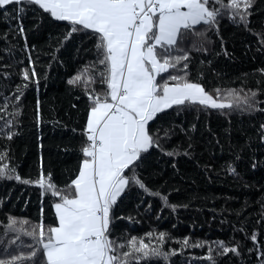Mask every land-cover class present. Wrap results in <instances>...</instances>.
Here are the masks:
<instances>
[{
    "label": "snow or ice",
    "instance_id": "snow-or-ice-1",
    "mask_svg": "<svg viewBox=\"0 0 264 264\" xmlns=\"http://www.w3.org/2000/svg\"><path fill=\"white\" fill-rule=\"evenodd\" d=\"M29 12L34 19H48L63 26L57 49L75 34L82 37V42L91 43V48L84 50L91 51L94 58L67 80L68 85L81 87L86 106L79 128L72 129L80 135L78 163L66 183L58 186L51 170L45 174L42 157L38 177L22 179L14 166L3 163L9 149L0 150V179L37 185L41 200L38 221L7 216L0 236V264H174L170 257L175 253L206 244L204 259L210 264H218L220 258L227 264H264V239L258 238L264 236V200L260 202L258 227L249 232L243 223L239 228L233 226L234 233H242L240 239L232 235L227 241H197L190 245L185 236L179 248L165 250V241L173 237L164 231L155 239L153 231L143 236L116 234L118 221L135 222L130 214L118 215L125 197L133 190L141 203V193L159 197L161 210L167 207L174 212L178 207H187L170 203L167 194L149 187L142 173L153 151L169 157L191 155V133L196 124L189 123L185 128L175 123L176 116L191 112L199 119L201 113L211 110L225 116L233 112L264 113V107H260L264 101L257 99L258 94H264V68L253 70L255 88L217 87L210 92L201 82L205 61L200 60L195 69L191 67L194 51L209 52L213 43L209 33L220 41V51L215 55L229 56L220 35L224 19L255 36L257 51L264 53V19L258 26L251 19L255 12H264V0H0V22L6 25L0 41L8 60L0 63V79L9 80L13 75L21 78L12 91L0 97V113L4 114L0 116V136L8 139L20 123L25 90L32 85L38 88L40 83L23 24ZM17 49L25 54L24 58H16ZM52 59H56L54 54ZM248 75L243 74L244 79ZM96 83L101 85L99 90L94 87ZM71 107L76 108V104ZM34 120L37 127L42 122L39 98ZM177 130L188 141L182 153L181 145L165 147ZM255 132V138L264 143V122ZM252 139L249 137L240 151ZM235 158L240 159L238 153ZM256 166L253 158L252 167ZM226 171L238 175L231 161L226 163ZM157 174L153 171L150 175ZM46 196L52 213L48 223L44 220ZM147 208H151L150 203ZM9 231L14 236L5 243ZM8 245H15L14 250L10 251Z\"/></svg>",
    "mask_w": 264,
    "mask_h": 264
},
{
    "label": "trees",
    "instance_id": "trees-1",
    "mask_svg": "<svg viewBox=\"0 0 264 264\" xmlns=\"http://www.w3.org/2000/svg\"><path fill=\"white\" fill-rule=\"evenodd\" d=\"M251 19L254 26H258L261 19H264V12H255ZM23 24L30 54L36 61V70L40 74V83L38 88L32 85L25 90L20 123L14 130L13 137L8 139L0 136V150L4 147L9 149L8 158L3 163L9 167L14 166L22 179H35L39 175L38 164L42 157L45 174L51 170L54 182L62 186L78 163L80 135L72 129L79 128L86 106V97L83 96L81 87L68 85L67 80L83 64L94 58L91 51L84 50L92 45L88 41L82 42V37L74 34L73 38L64 41L57 49V37L63 31L62 25L48 19H34L31 12L27 13ZM5 28L6 25L0 22V32ZM220 35L224 38V48L229 56L215 55V52L220 51V41L213 33H209L213 43L209 45L208 53H192L193 69L200 60L205 61V75L201 81L204 87L210 92L217 87H244L245 90L247 87L255 88L256 77L252 75L253 70L264 68V53L257 51L256 37L237 28L227 19L221 21ZM20 43L22 45L23 41ZM32 45H35L34 49L31 48ZM3 49L4 43L0 41V56H4L0 63H7V54ZM53 54L56 59H52ZM24 55L18 49L15 50L17 59L24 58ZM209 60L212 61L211 64L207 63ZM245 73L249 74L246 79L243 77ZM192 76L196 77L195 71ZM20 82L21 78L16 75L9 80L0 79V97L7 95ZM94 87L99 90L101 85L96 83ZM37 98L41 102L42 113V122L38 127L34 120ZM257 99L264 101V94H258ZM2 103L3 100L0 99V104ZM73 104H76V108L71 107ZM260 107H264V103ZM0 116L4 114L0 113ZM260 122H264V113L259 112H233L225 116L219 110H211L208 114L201 113L199 119H195V113L191 112L176 116L175 123H182L185 128L189 123L196 124L191 133L194 145L189 150L191 155L169 157L153 151L142 173L149 187L167 194L170 203L186 204L187 207H178L174 212L167 207L161 210L159 197L141 193V203L137 191L133 190L125 197L118 215L121 212L125 216L130 214L135 222L118 221L116 234L126 232L129 236H143L145 232L153 231L155 239L160 231H164L173 237L165 241V250H168L179 248V241L185 236L189 238L190 245L197 241H227L232 235L237 239L242 236L240 232H233V226L239 228L243 223L249 232L258 227L256 220L259 219L260 202L264 200V143L255 138V129ZM167 126L169 125L165 124ZM249 137H253L250 145L240 151V146ZM187 143L185 135L177 130L165 147L171 149L175 145H181L182 153ZM237 153L240 156L238 160L235 158ZM253 158L257 164L255 168L252 167ZM229 161L233 163L238 175L226 171V163ZM153 171L158 174L150 175ZM40 202L37 185H26L14 179H0V236L4 233L8 215L38 221ZM43 203L44 220L48 223L52 213L47 196ZM149 203L150 209L147 208ZM12 236L14 233L9 231L5 243ZM258 238L264 239V236ZM21 239L29 242L27 237L21 236ZM147 239L145 237L146 241ZM8 247L13 251L15 245ZM207 249V244L203 248L190 246L183 249V254L177 252L171 256L170 261L174 264H210L204 259ZM2 251L3 245L0 244V252ZM0 258H3L2 255ZM160 264L164 262L161 261ZM218 264L227 262L220 258Z\"/></svg>",
    "mask_w": 264,
    "mask_h": 264
}]
</instances>
